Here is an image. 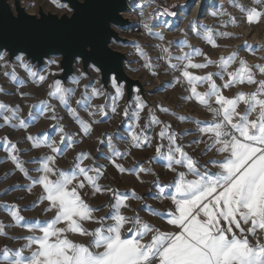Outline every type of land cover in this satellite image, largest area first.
Instances as JSON below:
<instances>
[{"label": "snow or ice", "instance_id": "1", "mask_svg": "<svg viewBox=\"0 0 264 264\" xmlns=\"http://www.w3.org/2000/svg\"><path fill=\"white\" fill-rule=\"evenodd\" d=\"M91 7V0H85L81 13L73 17L76 27L69 32L7 35L0 31V67L10 66V55L16 61L11 72L3 73L6 80L16 85L15 90L10 92L0 87V96L18 97L14 103L0 100V129L25 133L17 140L9 135L0 137V146L6 152L5 162H11L27 181L13 188L35 196L24 209L18 203L0 198V209L8 217L7 223L0 220V239L9 242L0 247V264H264V63L249 64L239 55V50L211 59L203 49L189 43L188 31L213 48L219 47L217 37L227 38L230 34L214 32L197 21H189L188 31L177 29L183 34L181 41H167V44L163 32H153L152 26L142 21L145 33L159 41L155 45L157 60L163 62L165 73L172 76L161 87L186 85L187 94L182 98L194 101L211 114V119L203 122L177 117L181 122L194 123L193 132L173 131L172 125L160 120L153 109L159 107L166 114L175 113L163 106H149L140 89L135 90V96L119 111V101L125 93L115 76L110 77L114 95L106 93L103 85L96 88L95 84L99 83L96 80L84 85L79 99L75 100L76 107L72 106L76 88L65 87L59 79L48 84L44 99L37 100L31 93L21 91L25 85L17 76V66L38 87L48 80L34 69L24 53L49 57L48 67H60L62 59L67 62L82 59L93 72H101L92 42L97 14L89 11ZM104 7V0H98L99 12ZM136 7L141 8L142 14L146 6L134 4L133 8ZM233 7L248 24L264 20V0H251L249 5L236 4L233 0ZM161 15L176 16L177 12L165 7ZM210 15L213 18L227 15L229 22L236 25L235 18L222 7ZM134 46L144 61L142 66L158 77L157 69L161 65L140 45ZM173 46L179 49V55L173 54ZM245 47L255 55L256 49ZM259 50L264 52V47ZM197 57H202V62H195ZM260 59L264 60V56ZM209 68L216 71H206L203 75L193 71ZM81 79H89L88 74L81 73L71 83L79 86ZM204 85L206 90L198 91ZM240 86L252 90L244 91ZM233 88L237 90L231 96L225 94V90ZM100 97H107L105 103L94 106L92 100ZM32 100L37 102L23 103ZM24 108L28 109L26 114ZM58 108L65 110L64 116ZM109 109L113 115L134 121L127 135L101 133L93 149L85 150L81 147L84 140L92 137L96 125L105 122ZM145 111L146 121L141 124V114ZM41 121L48 122V127L30 131ZM73 125L76 130L70 131ZM153 126L159 127L155 136L148 134ZM188 135L196 139L185 146L179 141ZM21 143H27L28 148H21ZM100 145H104L103 151ZM193 145H203L201 156L211 153L203 164L186 150ZM77 148L80 150L75 151ZM149 148L153 149V155L134 159L131 167L125 166L124 161L133 149ZM32 150L42 154L32 156ZM69 150L74 152L72 160L68 167H61V160ZM23 156L30 158L25 160ZM154 161L162 162L161 172L154 170ZM30 164L36 167L30 169ZM109 167L120 177H133L140 186H146L145 194L135 187L121 191L111 183L102 184ZM163 170L172 174L167 182L161 179ZM9 175L5 173L3 179L7 180ZM145 176L151 179L145 180ZM37 187L38 195L34 192ZM10 190L5 189L3 195H8ZM98 195H107L109 199L93 206L90 201ZM149 196L165 206L157 211L147 203ZM133 202L161 223L150 222L132 206ZM37 207L40 215L51 213V217L42 222L29 221L22 214ZM106 209V215H99ZM21 227L27 228V235H10L11 229ZM74 236L86 242L72 239ZM13 243L19 247H11Z\"/></svg>", "mask_w": 264, "mask_h": 264}, {"label": "rangeland", "instance_id": "2", "mask_svg": "<svg viewBox=\"0 0 264 264\" xmlns=\"http://www.w3.org/2000/svg\"><path fill=\"white\" fill-rule=\"evenodd\" d=\"M132 5H145L146 7L143 8V14L142 16L137 20L138 23V29H132L128 36L129 39L132 40L131 43L128 44H115V47L126 53L129 62L126 63L125 68L127 73L134 79L140 80L145 88H146V102L149 106H163V108H166L171 113H175V115L166 114L165 112L161 111L159 107H155L153 110L155 111V114L159 117L160 120L165 121L168 124L172 125L173 131L176 132H184L185 130L189 132L195 131L196 125L194 123H188V122H181L177 117H189L192 120H199V121H208L211 119V114L203 110L197 103L194 101H185L182 97L186 95L185 87H181L180 85H176L174 88H163L162 85L166 84L169 80L172 79V76L170 74L165 73L164 66L162 61L157 60L158 56V50L155 48V45L159 43L158 40L153 38L152 36H149L145 33L143 23L142 21H146L150 26H152L153 32H163L165 35V44H167V41H181L183 39V34L178 31L177 29H184L185 31H188L189 21H197L198 25L200 26H207L214 30V32H227L229 33V37L227 38H216V43L219 45L218 48H213L211 45L203 42L199 37H197L193 32L188 31V40L189 43H191L193 46L197 48L203 49V51L208 54V56L216 60L220 56H227L229 52L239 50V55L246 59L249 64H256V63H264V60H261L260 57L264 56V52H261L259 49L264 47V20H262L260 23H252L248 24L245 22V20L242 18L241 13L239 10L235 7H233V0H129ZM142 1H145V4L141 3ZM10 4L13 6V0H9ZM236 4H244L249 5L251 3V0H235ZM42 5L46 11H50L54 14L62 15L64 13H70V10L66 5L64 7H60V3L56 0H22V5L26 8L28 13L36 14L38 11V5ZM175 6V7H173ZM165 7H169L170 10L177 12L176 16H167V15H161ZM221 7L224 11L229 13L231 17H234L236 20V25L234 26L231 22H229V16L222 15L218 18H213L210 13L212 11H219L221 10ZM154 14V15H150ZM129 17V16H128ZM222 24L226 26H222ZM140 45L141 48L144 49V51L148 54L149 57L154 62H158L161 66L157 69L159 75L158 77H153L147 69H145L142 65L144 63L143 59H141L137 53V50L134 45ZM245 45H250L252 48L256 49L255 55H253L246 47ZM184 51H188L187 48L184 49ZM172 52L174 55H179V49L175 46L172 48ZM195 62H202V57H197ZM16 61H14V64ZM236 67V65H233V68ZM34 69L36 67L34 66ZM58 69L59 67L53 65L51 67L47 66V63L45 67L37 70L48 77L47 82L43 86H37L31 82V80L28 78L27 73L21 69L20 67H16L15 71L17 73V76L19 77V80L23 81L24 87L20 89L23 92L31 93L34 95L37 100L44 99L48 84H50L56 75H58ZM5 71L11 72L12 67L11 65L8 68L0 67V87H4L7 91H14L16 85L10 83L8 80L5 79L3 76V73ZM92 77L89 79H81V82L79 86L72 84L71 80L73 78L79 77L81 73H83L80 62L76 65V74L75 76L70 79L68 82L67 87L76 88V96L73 98L72 106L76 107L75 100L79 99L80 93L84 89L85 84H90L93 81L98 80L99 83L95 84L96 88H100V80H99V73H95L90 69ZM196 75H203L206 71H213L215 72V68H209L206 70H193ZM50 73H54L55 75H50ZM217 83H221V81L217 80ZM242 90L244 91H251L252 89L246 86H240ZM207 88V85H204L203 87H198V91L203 92ZM237 89L233 88L231 90H225V94L231 96ZM125 93V91H124ZM114 95V89L111 86L110 93ZM107 97H100V98H94L92 100V104L95 105H102L105 103V100ZM0 100H6L8 102H16L18 100V97L16 96H0ZM37 100L32 101H25L24 104H34L37 102ZM55 103V101L53 102ZM111 101L109 100V104ZM125 106V94L123 99L119 101V111H122V109ZM28 109L24 108L25 114L27 113ZM59 114L61 116L65 115V110L63 108H58ZM82 115H85L83 112ZM142 119L140 121L141 124L145 123L147 113L146 111L141 114ZM99 118V117H98ZM103 123H100L99 125H96L94 127L92 137L90 139H85L82 146L85 150H92L93 147L96 145V137L99 136L101 133L107 132V133H119L120 136H126L129 130V126L134 123L133 120L128 119L124 117L123 115H113L109 109L108 115L104 118ZM68 118L66 117L65 123L67 124ZM48 127V122L41 121V123L31 128L30 131L36 132L38 129H44ZM70 131H75L76 126L73 125L70 129ZM159 132L158 126H153V129L149 130V135L155 136V134ZM4 135H9L11 139L17 140L20 137L24 136V132L16 131V132H8L5 130L0 129V137H3ZM58 139V137H57ZM196 139V136L188 135L183 137L179 142L187 146V144L193 140ZM156 141H154L155 143ZM162 143H167L166 141H161ZM117 144L121 149L123 150V145L117 141ZM21 148L27 149L28 144L27 143H21ZM101 148V151L104 150V145L99 146ZM203 148V145H200L197 147L196 145H193L192 148H187L186 150L189 152L190 155H193L194 157L200 158L201 164L204 163L207 159H209V156H211V153L209 156H201L200 155V149ZM80 149L77 148L75 151H79ZM42 152H37L35 150H32L31 155L32 156H38L41 155ZM74 155V152L72 150H69L67 156L61 160V167H68L72 160V156ZM153 155V149L149 148L146 150H132L131 156H129L125 161L124 164L126 167H131L134 163V159H147L148 156ZM23 159L27 160L30 158V156H23ZM6 161V152L3 148V146H0V198L3 200L9 202V203H18L22 209H24L25 205H31L32 201L35 199L34 195H30L26 192L15 190L13 186L19 184L23 185L26 184L27 181L24 180L23 176L18 172L14 170V166L11 162H5ZM103 162V161H101ZM90 163V162H86ZM153 164L155 165L154 170L157 172L162 171V162H156L154 161ZM28 167L34 168L36 165L30 164ZM165 172L164 175L161 176V179L167 182L172 178L171 173H167L166 170H163ZM5 173H11L9 175L7 180H4V174ZM115 177V179H113ZM145 180H150V177L145 176ZM102 184H109L111 183V186L118 187L121 191H124L125 189H131L133 187L136 188L138 192H140L142 195L145 194L147 191L146 186H140L139 183L130 176H124L120 177L118 173L115 172V170L111 167L108 168L106 176L104 179L101 180ZM154 187V186H153ZM5 189H11L8 193V195H3ZM34 192L38 195L40 192L39 187L34 189ZM109 197L107 195L104 196H97L96 198H93L90 202L93 204V206L104 204L108 201ZM148 204H151L153 208H155L157 211L160 210V208L164 207L165 205L160 204L158 201H154L151 199V196L148 197L147 200ZM134 208H136L138 211H141V215L144 216L146 219H150V222L159 224L161 221L157 217H149L147 210H141L139 205L133 202L132 205ZM40 207H43L41 205ZM40 207L34 208L31 211L24 210L22 211V214L28 219L29 221L32 220H38L40 222L47 220L51 217V213L47 215H40ZM107 209L103 213H99V215H106ZM131 214V213H128ZM0 220L4 221L5 223L8 222V217L4 210L0 209ZM89 227H92L93 225H88ZM27 228H15L10 230V235H27ZM75 240H81L83 241V238L74 236L71 237ZM9 243L6 239H0V247H2L4 244ZM13 248H18V244H10ZM24 255H28L27 252L24 253Z\"/></svg>", "mask_w": 264, "mask_h": 264}, {"label": "water", "instance_id": "3", "mask_svg": "<svg viewBox=\"0 0 264 264\" xmlns=\"http://www.w3.org/2000/svg\"><path fill=\"white\" fill-rule=\"evenodd\" d=\"M60 4L66 5L70 13L62 15L54 14L46 11L42 5H38L36 14L28 13L22 5V0H13V6L9 0H0V31L7 35L13 34H60L74 30L76 27L73 17L81 13V6L85 0H57ZM92 7L90 12L97 14V25L92 37L95 45L97 56L101 67L99 73L100 85L106 93H110L111 83L110 77L115 76L125 91V105L135 96V90L140 89L141 95L146 100V88L144 84L132 78L126 71L125 65L129 62L126 53L118 50L115 44H128L132 40L121 34L122 30H126L133 26L131 18L126 14L130 11L128 0H104V10L99 12L97 8L98 0H91ZM91 51V48L86 49ZM32 51V50H30ZM19 54V53H18ZM26 58L31 62L37 70L45 67L49 57L40 56L33 52L32 55L24 53ZM33 56L37 58H33ZM10 65L14 64L15 56L10 55ZM83 73H87L88 77H92L90 67L80 61ZM77 61H63L58 69V75L53 79L61 80L62 84L67 87L68 82L76 74ZM91 64V61L88 62ZM152 106V104H151Z\"/></svg>", "mask_w": 264, "mask_h": 264}, {"label": "built area", "instance_id": "4", "mask_svg": "<svg viewBox=\"0 0 264 264\" xmlns=\"http://www.w3.org/2000/svg\"><path fill=\"white\" fill-rule=\"evenodd\" d=\"M142 4L144 3L145 4V1H142L141 2ZM128 5H129V7H130V11L126 14V16H130V18L132 19V21H133V26L132 27H130V28H128V29H126V30H122L121 31V34L123 35V36H128V34L130 33V31L132 30V29H138L139 27H138V23H137V20L142 16V14H143V12H142V14H141V8L140 7H136L135 9L133 8V5H132V3H130V1L128 0Z\"/></svg>", "mask_w": 264, "mask_h": 264}, {"label": "bare ground", "instance_id": "5", "mask_svg": "<svg viewBox=\"0 0 264 264\" xmlns=\"http://www.w3.org/2000/svg\"><path fill=\"white\" fill-rule=\"evenodd\" d=\"M128 16H129V15H128ZM128 16H127V17H128ZM129 18H130V16H129Z\"/></svg>", "mask_w": 264, "mask_h": 264}]
</instances>
